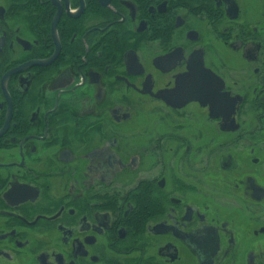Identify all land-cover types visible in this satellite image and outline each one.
Returning a JSON list of instances; mask_svg holds the SVG:
<instances>
[{"label": "flooded vegetation", "instance_id": "1", "mask_svg": "<svg viewBox=\"0 0 264 264\" xmlns=\"http://www.w3.org/2000/svg\"><path fill=\"white\" fill-rule=\"evenodd\" d=\"M0 264H264V0H0Z\"/></svg>", "mask_w": 264, "mask_h": 264}, {"label": "rangeland", "instance_id": "2", "mask_svg": "<svg viewBox=\"0 0 264 264\" xmlns=\"http://www.w3.org/2000/svg\"><path fill=\"white\" fill-rule=\"evenodd\" d=\"M251 226H249V229H250Z\"/></svg>", "mask_w": 264, "mask_h": 264}]
</instances>
